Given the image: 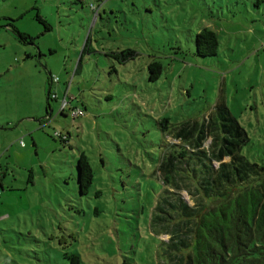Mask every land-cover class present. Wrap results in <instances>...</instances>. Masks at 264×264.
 <instances>
[{
	"label": "rangeland",
	"instance_id": "rangeland-1",
	"mask_svg": "<svg viewBox=\"0 0 264 264\" xmlns=\"http://www.w3.org/2000/svg\"><path fill=\"white\" fill-rule=\"evenodd\" d=\"M203 28L215 56L195 54ZM126 49L137 56L112 57ZM220 104L264 168V0H0V123L13 124L0 131V264H156L166 135L218 122Z\"/></svg>",
	"mask_w": 264,
	"mask_h": 264
},
{
	"label": "trees",
	"instance_id": "trees-1",
	"mask_svg": "<svg viewBox=\"0 0 264 264\" xmlns=\"http://www.w3.org/2000/svg\"><path fill=\"white\" fill-rule=\"evenodd\" d=\"M217 46L211 29L195 35L197 56H215ZM136 56L130 49L112 54L120 63ZM161 74L160 62L152 61L147 81L155 82ZM215 107L218 122L211 117L185 122L166 135L153 172L165 187L150 218L156 264H264V168L241 155L246 131L225 105ZM58 138L68 142V136ZM76 169L79 193L85 195L92 170L84 153ZM71 258V264H78L77 255ZM123 264L131 263L126 259Z\"/></svg>",
	"mask_w": 264,
	"mask_h": 264
},
{
	"label": "built area",
	"instance_id": "built-area-1",
	"mask_svg": "<svg viewBox=\"0 0 264 264\" xmlns=\"http://www.w3.org/2000/svg\"><path fill=\"white\" fill-rule=\"evenodd\" d=\"M80 116H83V111L81 109H75L71 112L72 119H75ZM56 137H62L63 139H65V136H62L61 134H56Z\"/></svg>",
	"mask_w": 264,
	"mask_h": 264
},
{
	"label": "crops",
	"instance_id": "crops-1",
	"mask_svg": "<svg viewBox=\"0 0 264 264\" xmlns=\"http://www.w3.org/2000/svg\"><path fill=\"white\" fill-rule=\"evenodd\" d=\"M13 124L8 122V123H4V124H1L0 123V131H3V130H7L9 127H11ZM5 128V129H4Z\"/></svg>",
	"mask_w": 264,
	"mask_h": 264
}]
</instances>
